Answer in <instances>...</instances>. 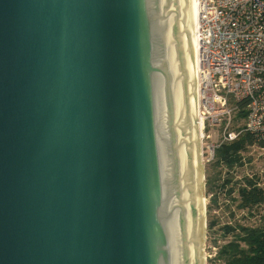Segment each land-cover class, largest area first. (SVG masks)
Segmentation results:
<instances>
[{
	"label": "water",
	"instance_id": "1",
	"mask_svg": "<svg viewBox=\"0 0 264 264\" xmlns=\"http://www.w3.org/2000/svg\"><path fill=\"white\" fill-rule=\"evenodd\" d=\"M195 0H0V264H206Z\"/></svg>",
	"mask_w": 264,
	"mask_h": 264
},
{
	"label": "built area",
	"instance_id": "2",
	"mask_svg": "<svg viewBox=\"0 0 264 264\" xmlns=\"http://www.w3.org/2000/svg\"><path fill=\"white\" fill-rule=\"evenodd\" d=\"M197 3L202 137L210 126L223 141L264 139V0Z\"/></svg>",
	"mask_w": 264,
	"mask_h": 264
},
{
	"label": "rangeland",
	"instance_id": "3",
	"mask_svg": "<svg viewBox=\"0 0 264 264\" xmlns=\"http://www.w3.org/2000/svg\"><path fill=\"white\" fill-rule=\"evenodd\" d=\"M204 134L211 136L200 138L207 221L203 250L206 264H225L223 259L218 257V249L233 238L232 232L225 229L228 225L264 227V205L250 210L240 209L237 206V190L231 192L232 188L243 184L246 178H253L259 185H264V149L257 144L248 146L241 153L240 163L230 168L226 163L218 162L215 153L223 143L234 141H223L220 128L206 126ZM227 179L230 181L227 182Z\"/></svg>",
	"mask_w": 264,
	"mask_h": 264
},
{
	"label": "trees",
	"instance_id": "4",
	"mask_svg": "<svg viewBox=\"0 0 264 264\" xmlns=\"http://www.w3.org/2000/svg\"><path fill=\"white\" fill-rule=\"evenodd\" d=\"M254 144L264 149V139L259 140L250 133H244L232 143H223L216 150L217 160L231 168L240 163L241 153ZM229 181L230 179H227V182ZM236 190L237 206L240 209L250 210L264 205V185H259L253 178H246L243 184L232 188L231 192ZM212 226L213 223L210 224V227ZM225 229L233 234V238L218 249V257L223 259L225 264H264L263 226L228 225Z\"/></svg>",
	"mask_w": 264,
	"mask_h": 264
},
{
	"label": "bare ground",
	"instance_id": "5",
	"mask_svg": "<svg viewBox=\"0 0 264 264\" xmlns=\"http://www.w3.org/2000/svg\"><path fill=\"white\" fill-rule=\"evenodd\" d=\"M195 1H196L197 71H199V62H200V59H199V41H198V37H197L198 17H199V5L197 3V0H195ZM198 82H199V80H198ZM198 94H199V88H198ZM198 124H199V137L202 138V136H203V130H202V128H203V121H202V117L199 114V110H198ZM204 202H205V199L202 198V204H204ZM203 247H204V244H203Z\"/></svg>",
	"mask_w": 264,
	"mask_h": 264
}]
</instances>
